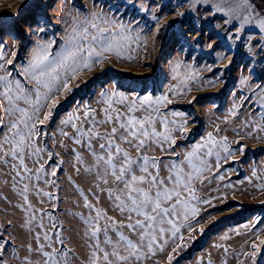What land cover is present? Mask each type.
Instances as JSON below:
<instances>
[{
	"label": "snow or ice",
	"instance_id": "6c2138e0",
	"mask_svg": "<svg viewBox=\"0 0 264 264\" xmlns=\"http://www.w3.org/2000/svg\"><path fill=\"white\" fill-rule=\"evenodd\" d=\"M0 264H264V0L0 9Z\"/></svg>",
	"mask_w": 264,
	"mask_h": 264
},
{
	"label": "rangeland",
	"instance_id": "374dc122",
	"mask_svg": "<svg viewBox=\"0 0 264 264\" xmlns=\"http://www.w3.org/2000/svg\"><path fill=\"white\" fill-rule=\"evenodd\" d=\"M19 2H20V0H6L5 3H0V9H4L6 7H13L16 4H18ZM208 91L214 92L215 90L214 89H209ZM220 99L223 100L224 98L221 97ZM257 155H259V153ZM188 258H190V257H186V259H188Z\"/></svg>",
	"mask_w": 264,
	"mask_h": 264
}]
</instances>
